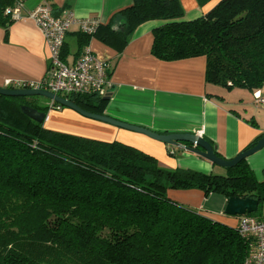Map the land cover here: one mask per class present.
<instances>
[{
	"label": "trees",
	"instance_id": "obj_1",
	"mask_svg": "<svg viewBox=\"0 0 264 264\" xmlns=\"http://www.w3.org/2000/svg\"><path fill=\"white\" fill-rule=\"evenodd\" d=\"M25 1L0 0L6 40L17 21L12 13ZM196 2L215 4L185 20L183 0H133L93 36L81 35L80 52L97 37L122 53L141 25L163 21L153 30L155 58L206 57L208 84L263 93L264 0ZM70 100L91 113L106 105L95 95ZM24 106L51 109L36 97L0 96V264H245L249 245L238 222L211 219L173 201L169 191L198 189L261 206L264 179L247 160L224 175L169 170L124 142L47 129Z\"/></svg>",
	"mask_w": 264,
	"mask_h": 264
},
{
	"label": "crops",
	"instance_id": "obj_2",
	"mask_svg": "<svg viewBox=\"0 0 264 264\" xmlns=\"http://www.w3.org/2000/svg\"><path fill=\"white\" fill-rule=\"evenodd\" d=\"M132 3L133 0H26L21 10V18L10 27L7 40L5 30L0 27V86L5 88L9 81L39 82L48 71L50 54L47 41L35 20L28 17L38 7L49 4L58 16L70 11L79 19L96 18L102 25H108ZM214 4L202 7L196 0H183L184 19H196L213 8ZM162 24L163 21H153L141 25L122 53H118L97 37L92 38L90 44L80 52L79 39L83 34L76 25L66 36L65 58L69 63H73L87 49L100 60L111 64L110 87L103 97L105 98L112 88L113 94L106 100L102 113H93L159 134L199 135L212 146H216L220 157L234 159L262 137L264 129L258 127L255 115H249L245 106L243 109L246 115H243L235 99H227L222 94V87L206 82V57L165 62L152 55L153 30ZM74 44L78 46L77 53L71 52L70 45ZM49 102L52 105L53 101ZM45 105L51 106L47 103ZM66 109L73 112L62 114L68 126H91L105 131L103 135L90 136L125 142L155 156L158 160L171 163L175 169H192L207 174L215 172L216 166L190 154L183 147L158 143L148 136L131 131L122 134L124 132L112 125L110 128H103L102 124L105 123ZM179 152L182 153L178 155ZM247 161L255 173L259 168L263 170L264 149L249 157ZM260 176L262 181L263 173ZM177 191L188 190L169 191L173 201L225 225L237 224L239 217L231 218L225 215L228 203L225 197L222 196L221 213L217 211L219 204L211 205L213 210L207 212L201 210V206L206 205V196L202 191Z\"/></svg>",
	"mask_w": 264,
	"mask_h": 264
},
{
	"label": "built area",
	"instance_id": "obj_3",
	"mask_svg": "<svg viewBox=\"0 0 264 264\" xmlns=\"http://www.w3.org/2000/svg\"><path fill=\"white\" fill-rule=\"evenodd\" d=\"M21 8L13 11L15 20L21 18ZM9 13V11L7 12ZM35 20L43 33L49 48V68L45 77L34 83L9 81L5 88L12 90H44L57 96L70 99L72 97H103L110 87L111 64L100 60L86 49L73 63L64 57L65 39L72 27L79 26L80 33L93 36L100 26L94 19H79L73 12L56 16L49 4H44L28 15ZM256 104L264 108V94L254 93ZM51 109H61L54 106ZM57 105V104H56ZM240 235L248 241L249 252L245 264H264V216L247 214L238 218Z\"/></svg>",
	"mask_w": 264,
	"mask_h": 264
},
{
	"label": "water",
	"instance_id": "obj_4",
	"mask_svg": "<svg viewBox=\"0 0 264 264\" xmlns=\"http://www.w3.org/2000/svg\"><path fill=\"white\" fill-rule=\"evenodd\" d=\"M114 89H110L107 92L105 100H109L113 94ZM0 96L16 97V98H27V97H42L53 101L55 104L61 106L62 108L71 109L85 118L102 122L105 124L118 127L127 131L142 134L148 136L149 138L158 141L165 145H170L173 147H183V149L190 154L198 156L202 159L207 160L213 166L220 167L224 170L230 169L241 163L243 160H247L249 157L258 154L264 149V136L249 149L243 150L234 159L228 160L222 158L217 153L216 146H212L207 140L199 135L194 134H159L152 132L143 127L132 126L118 120L112 119L108 116L95 114L82 109L80 106L76 105L72 100L57 96L51 92L44 90H12L0 86ZM23 113L38 123H44L46 119V114L32 108L29 106H24L22 108ZM185 145V146H182ZM260 208V202L254 199H241V198H231L228 200L225 209V215L231 217H242L247 214L256 213Z\"/></svg>",
	"mask_w": 264,
	"mask_h": 264
},
{
	"label": "rangeland",
	"instance_id": "obj_5",
	"mask_svg": "<svg viewBox=\"0 0 264 264\" xmlns=\"http://www.w3.org/2000/svg\"><path fill=\"white\" fill-rule=\"evenodd\" d=\"M71 48V52L74 51L73 53H77L78 50V46L77 45H70ZM72 53V54H73ZM220 87V86H219ZM222 94L227 98H233L235 99V103L236 105L240 106V112L243 115H246V112L244 111L243 107L245 106L248 109V113L249 115H255L256 117V121L258 122V127H261L262 129H264V108H262L261 106H259L256 103V98L253 92L247 90V89H241V88H234V89H227L222 87ZM39 99V104L41 105H45L46 103L48 105H51V102H49V99L46 98H42V97H36ZM227 98V99H228ZM67 113H73L70 110H67L66 108H61V109H57V108H53L50 109V111L46 114V119L44 121V126L47 129H50L52 131H58L61 133H65V134H70V135H82L84 137H90V138H95V139H99L102 141H114V140H103L94 136H90L91 134L93 135H103L105 134V131H102L103 129H96L94 127L91 126H68V124L65 123L62 114L65 115ZM103 128H110L112 127L111 125H105L102 124ZM117 130H120L121 132H124L122 134L125 133H130L124 129H120L118 128ZM158 142V141H156ZM125 143V142H124ZM160 143V142H158ZM170 148V147H169ZM172 148V147H171ZM182 152H179L178 155H180ZM168 155H170L169 151H168ZM160 164L169 170H174L175 168L171 165V163L165 162L164 160L159 159ZM224 169H221L220 167H216L215 169V174L216 175H224L225 173ZM255 172V171H254ZM261 173H263V177L262 179H264V169L262 170V168H259L258 170H256V177L259 181H261ZM171 190H181V189H171ZM170 190V191H171ZM193 190H198V189H188V191H177L179 193L181 192H192ZM201 192V190H198ZM204 196H206V205L201 206V210L204 211H211L213 210V208H211V205H218L219 204V209L217 210L218 212H222L223 209V197L217 194H209V195H205L204 192H201ZM200 209V208H199ZM253 215L257 216V217H263L264 216V203L260 206L259 210L256 213H253Z\"/></svg>",
	"mask_w": 264,
	"mask_h": 264
}]
</instances>
